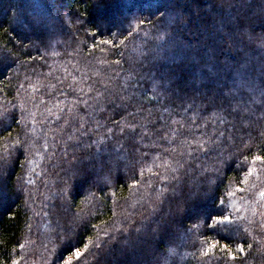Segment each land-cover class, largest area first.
Wrapping results in <instances>:
<instances>
[{"label":"trees","instance_id":"trees-1","mask_svg":"<svg viewBox=\"0 0 264 264\" xmlns=\"http://www.w3.org/2000/svg\"><path fill=\"white\" fill-rule=\"evenodd\" d=\"M147 1L0 0V264H264V0Z\"/></svg>","mask_w":264,"mask_h":264},{"label":"snow or ice","instance_id":"snow-or-ice-1","mask_svg":"<svg viewBox=\"0 0 264 264\" xmlns=\"http://www.w3.org/2000/svg\"><path fill=\"white\" fill-rule=\"evenodd\" d=\"M99 6V5H98ZM136 19H139L138 17H136ZM141 23H143V21H141ZM131 25V22H130ZM103 43L106 44H113L112 40H108V41H103ZM0 60H2V57H0ZM181 99H183V97H180ZM118 99H120L121 101H123L125 98L124 97H118ZM201 99L203 100H207L209 103L215 104L217 101H220V106H223V100L225 98L221 97V96H217L215 94L209 95V94H202ZM87 105V101L84 102ZM123 107H127V105H123ZM90 107V106H89ZM229 109L231 108V105L228 106ZM226 111H228V109H225ZM233 112L229 111V115H232ZM237 116V121L238 123H231V136L233 138H236V132L241 130L243 128L242 123H239V121H242L243 117H241L238 113H236ZM221 123H230L228 121H221ZM196 127H202V126H196ZM110 133L112 132V129L110 128L108 130ZM121 131L123 132L124 130L121 129ZM228 134H229V129L225 128L223 131H213V133L209 134V132L204 131L200 133V137H204V136H210L209 140H208V151L213 150V145L217 144V140L212 138V137H223L224 138V142H227L228 139ZM136 135L135 132V128L133 127L132 130L130 132H128V136L134 138ZM200 137H196L194 136L193 139V148L192 151L193 152H199L201 151L203 144L201 142ZM256 160H264V157L261 156H257L255 157ZM261 196H264V192L260 193ZM218 219V218H217ZM229 217H223V220H229ZM70 229H66L65 232L66 234L68 232H70ZM112 237L111 235H108V239L105 240H101L99 243H93L91 246L88 244H83V250H81L80 247H77V243L78 241L74 240V238L71 235L67 236V239L64 243V251L68 252L67 257L65 258L64 255H60L59 259L62 261V264H73V258L75 257V259L78 262H82V260H86L88 258H94L95 259V264H104V250L107 248L108 246V242L109 240H111ZM23 247V246H21ZM249 247H251V245H249ZM215 248V244H212L209 246V248L206 250L205 255H209L212 250ZM238 249L241 253L244 252V246L241 244L238 246ZM222 251H227L228 254L232 257V259H235V253L231 252L228 250V245H224L222 248ZM85 253L87 255H85ZM11 264H18L17 260H12Z\"/></svg>","mask_w":264,"mask_h":264},{"label":"rangeland","instance_id":"rangeland-1","mask_svg":"<svg viewBox=\"0 0 264 264\" xmlns=\"http://www.w3.org/2000/svg\"><path fill=\"white\" fill-rule=\"evenodd\" d=\"M10 1H12V2H14V3H19V2H23V0H10ZM26 1V3L28 2V3H33V0H25ZM153 0H149V1H147V2H143L142 3V5L144 6V7H149L150 5H149V3H151ZM65 1H63V7H65ZM140 4V3H139ZM212 4H208V3H205V4H203V6H202V8H203V10L204 11H208V9H209V7L211 6ZM140 6V5H139ZM39 7V6H38ZM193 9H196L197 10V8H195V7H193ZM234 10H235V12H233L232 14H228V19H229V21H234L235 20V17H233V16H235V14H236V12H243V10L241 9V7H239V6H235L234 7ZM36 12V14H33V15H31V14H28V16H26V18H27V23L31 26V27H33V35L34 34H36L35 36H38L37 34H39V26H37V24H40L39 23V21L41 22V19H42V21H46V22H48L49 23V21H59L58 19H59V17L57 18L56 16H49V17H43V16H41V9L39 10L38 8H36V10H35ZM237 15V14H236ZM4 14L2 13V11H0V19H2V18H4ZM102 17H103V15H102V10H101V12L98 14V20L97 21H102ZM25 18H24V16L22 17V19H20V20H15V21H17V22H15L16 24H20L23 20H24ZM19 21V22H18ZM260 21V20H259ZM23 28H25V30H27L28 31V27L26 28L25 26L23 27ZM24 30V31H25ZM30 33V32H29ZM205 56H207V54H202L201 55V57H203V58H205ZM171 64H173V63H169V65H171ZM187 81H189V80H191V81H193V78H194V76L191 74V72L190 71H188V74H187ZM173 81V83H174V80L171 78V82ZM214 86L215 87H217V88H221L222 86H221V82L220 81H216V82H214ZM220 90H218V89H216V88H214L213 90H212V92L210 93V95H212V94H215V95H217V93L219 92ZM223 93H224V91H223ZM209 94V93H208ZM100 168H102L101 166H100ZM102 170V169H101ZM83 176V175H82ZM4 180V178H2V181ZM5 186H2L1 188H0V209L5 205V203L7 202V201H11L12 200V198H10V197H8V194L5 192ZM129 248H131V247H129ZM126 254V253H128V255H132V250H131V252H130V249H127V250H123V253H122V251L119 253L120 255L119 256H121V255H123V254ZM169 254L170 255H172V252L171 251H169ZM148 260H150V259H148ZM113 264V263H112Z\"/></svg>","mask_w":264,"mask_h":264}]
</instances>
